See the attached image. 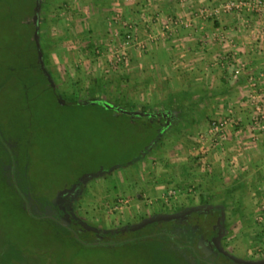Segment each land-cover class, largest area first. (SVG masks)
<instances>
[{"label": "rangeland", "instance_id": "374dc122", "mask_svg": "<svg viewBox=\"0 0 264 264\" xmlns=\"http://www.w3.org/2000/svg\"><path fill=\"white\" fill-rule=\"evenodd\" d=\"M160 1H175L180 11L185 2ZM24 2L0 0L1 36L24 13ZM56 3L38 6L39 71L16 73L12 62L17 58L7 56L12 40L0 39L6 49L0 48V264H191L180 262L164 245H86L95 238L86 233L75 237L77 243L66 237V230H73L60 211L101 240L158 218H184L183 212L202 204L188 198L199 192L188 191L190 181L185 186L171 161H184L197 147L199 141L185 132L203 128V138L222 144L227 132L243 131L241 117L248 116V131L264 133L253 125L250 87L239 94L242 105L225 99L229 105L221 108L226 92L196 89L194 76L184 71L186 59L175 54L184 51L185 43L167 38L184 29L177 27L181 12L177 17L156 6L95 12ZM246 8L219 13L262 22L257 29L264 32V11ZM219 13L197 15L214 21ZM125 25H131L128 43ZM233 64L240 70L237 76L248 68L244 61ZM254 93L264 113V89L257 84ZM159 115L166 124L158 137L151 120ZM223 121L222 132L209 133L213 122ZM147 187L160 190L161 198L149 197ZM252 206L242 204L243 210ZM255 206L257 213L264 212V203ZM250 221L264 237V218ZM49 225L56 234H50ZM260 248L258 260L264 254Z\"/></svg>", "mask_w": 264, "mask_h": 264}, {"label": "crops", "instance_id": "0c3cea01", "mask_svg": "<svg viewBox=\"0 0 264 264\" xmlns=\"http://www.w3.org/2000/svg\"><path fill=\"white\" fill-rule=\"evenodd\" d=\"M56 1L55 6H87L95 12L99 9L122 12L127 10V6H156V11L164 10L177 17L181 12L183 18L178 20L177 27H184L182 34L169 33L167 38L170 42L185 43L184 51L176 50L175 54L186 59L184 71L194 76L193 84L197 85V90L226 92L219 106L221 108L229 105L225 103V99L236 101V106L238 103L242 105L244 100L239 94L242 95L241 92L249 89L248 76L253 77L258 86L264 89V32L259 33L257 29L261 28L262 22L253 21L252 18H240L236 13L220 15L219 11L227 0H185L180 5L183 9L181 11L175 1ZM51 2L52 0H38V6H52ZM207 10L219 13L214 21L198 17L197 12ZM241 61L246 62L248 68L235 76L236 65L233 63ZM246 117L248 116L241 117L243 131L227 132V138L222 144L214 145L207 138H203V128L200 131L185 132L184 135L190 140L199 141L197 147L188 152L189 158L184 161L180 157L171 160L174 170L185 177V186L190 181L187 185L192 188L188 191L197 189L199 192L196 195H187L188 198H194V202L198 200V204L202 203L183 212L185 217L193 213L216 217V226L213 228L215 237L210 243L226 259V263L222 264H264V254L261 260L257 257L258 246L261 250L264 249V237L257 234L256 223L250 221L256 215L264 218V212L257 213L255 209L256 204L264 203V133L249 132ZM201 118L202 113V124ZM125 178L126 176L122 177ZM177 185L179 187L180 183ZM149 190L148 188V192ZM151 190L149 197L155 200L161 198L160 190ZM229 203L232 206L226 207ZM242 204L253 206L249 210H243ZM229 220H232L231 223Z\"/></svg>", "mask_w": 264, "mask_h": 264}, {"label": "trees", "instance_id": "16d2710c", "mask_svg": "<svg viewBox=\"0 0 264 264\" xmlns=\"http://www.w3.org/2000/svg\"><path fill=\"white\" fill-rule=\"evenodd\" d=\"M22 5L23 6H21V8L24 13H22L15 22H12L11 27H8L7 30L4 31L7 33V35H0L1 40L4 39V36H6V39L9 36V38H11L10 40H12L10 42L12 43L10 46L13 45L14 47L12 48L10 54L6 55L9 56L10 59L14 57L17 58L16 61L12 62V65H14L16 68L15 72L19 73L20 76L26 74L24 71L27 69L36 68L37 71L40 69L36 24V10L38 7V0H25ZM0 45H2V42H0ZM6 46L8 45L6 44ZM4 50L6 52V49H3V51ZM19 55L21 56L20 58H18ZM44 78H46L45 82L47 85H50L49 77L47 78L42 76L41 80L44 81ZM14 81H17V79ZM2 113L8 116V112L4 111ZM152 121L156 124L155 134L160 136L161 132L165 128V119L162 116H159L153 118L151 122ZM8 122H6V126L9 125ZM51 222L53 221L48 219V223L51 224ZM215 224L216 217H205L202 214L193 213L190 214V217H187L186 220L158 218L156 220L146 222L139 228L117 230V232L113 233L112 235L107 234L103 240H101L99 237L96 238V235L91 231L83 230V228H80V226L77 224L75 226L70 225V229H72L73 232L67 229L66 237L77 243H80V241L75 238V234H77L79 239H81L80 236L86 233L91 236H95L93 239L94 243L98 242L99 240L107 242V238H109L114 244L118 245L122 244L123 241L127 239L137 237L136 240L124 242L123 245L126 243L139 242H147L153 244V246L164 245V247L168 249L170 253L172 252L173 254L177 255V257L180 259V262L188 261V263L191 262V264H208L201 258L194 256L192 251L198 253L199 248L196 246H198L201 242L211 241V239L215 237L213 231V226ZM53 226L54 225H49L48 228L50 234L52 235L56 234L55 228ZM173 247L176 249L175 251L172 250ZM163 253L166 252L164 251ZM221 261L223 263L224 258H221ZM224 263L226 262L224 261Z\"/></svg>", "mask_w": 264, "mask_h": 264}, {"label": "built area", "instance_id": "2783aa9c", "mask_svg": "<svg viewBox=\"0 0 264 264\" xmlns=\"http://www.w3.org/2000/svg\"><path fill=\"white\" fill-rule=\"evenodd\" d=\"M253 6V7H250ZM257 6V8H254ZM247 7V11H264V0H227V2L222 6L221 13H231L236 10H239L241 8ZM255 9V10H253ZM126 26V32H125V42H131L132 41V32H131V25H125ZM238 69L235 70L234 75L237 76L239 74ZM249 87L251 89V94L249 96L251 100V104L254 107L255 116L253 117V125L254 127H257L258 130L263 131L264 130V113L261 111V106L259 104V97L254 93L255 89L257 87L256 82L251 77L249 78ZM227 122L223 121L221 124H217L213 122L211 124L209 133H216V132H222L224 127H226Z\"/></svg>", "mask_w": 264, "mask_h": 264}, {"label": "flooded vegetation", "instance_id": "af4514ba", "mask_svg": "<svg viewBox=\"0 0 264 264\" xmlns=\"http://www.w3.org/2000/svg\"><path fill=\"white\" fill-rule=\"evenodd\" d=\"M63 219L68 223V225H72V226H75L76 223L72 220L71 217L67 216L66 214H64L63 211H60ZM187 217H190V214L187 216ZM187 217L184 216V218H182V220H186ZM181 219V218H180ZM179 219V220H180ZM216 226V224L213 226V228ZM113 234V233H112ZM111 234V235H112ZM106 237V236H105ZM103 237V238H105ZM96 238H97V235H96ZM99 238H102V237H99ZM108 241L107 242H104V241H98L97 243H100L101 245H113L114 243L112 242L111 239L107 238ZM128 240V239H127ZM96 243V242H95ZM94 244V243H93ZM197 248H199L201 250L200 253H195L194 251L193 252V255L196 256L197 258H201L202 260L204 258H207L209 261L207 262L208 264H222V261H221V255L216 251L214 250L213 246L211 245L210 241H206V242H201L198 246H196ZM192 257V255H191ZM223 259V258H222ZM224 261H226V259H224ZM223 261V263H224Z\"/></svg>", "mask_w": 264, "mask_h": 264}, {"label": "water", "instance_id": "95a60500", "mask_svg": "<svg viewBox=\"0 0 264 264\" xmlns=\"http://www.w3.org/2000/svg\"><path fill=\"white\" fill-rule=\"evenodd\" d=\"M75 237L78 238V237H77V234H75ZM127 241H131V239L125 240V241H123V243H124V242H127ZM99 244H100V243H94V244H88V245H99Z\"/></svg>", "mask_w": 264, "mask_h": 264}]
</instances>
